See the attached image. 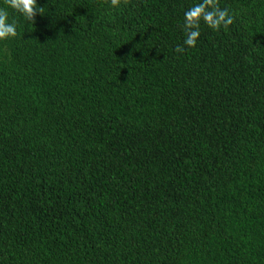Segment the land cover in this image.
I'll return each mask as SVG.
<instances>
[{"label": "trees", "instance_id": "obj_1", "mask_svg": "<svg viewBox=\"0 0 264 264\" xmlns=\"http://www.w3.org/2000/svg\"><path fill=\"white\" fill-rule=\"evenodd\" d=\"M38 0L0 42V264H264V0ZM0 6H6L0 0Z\"/></svg>", "mask_w": 264, "mask_h": 264}, {"label": "clouds", "instance_id": "obj_2", "mask_svg": "<svg viewBox=\"0 0 264 264\" xmlns=\"http://www.w3.org/2000/svg\"><path fill=\"white\" fill-rule=\"evenodd\" d=\"M6 6H0V42L14 39L17 35L18 23L15 15L32 22L36 14L43 13V7L38 0H4ZM111 8H119L121 0H108ZM208 28L219 31L227 30L234 22V15L227 8L219 7L217 0H197L184 11L183 45H178L177 52L182 53L185 46L195 48L201 35V23Z\"/></svg>", "mask_w": 264, "mask_h": 264}]
</instances>
